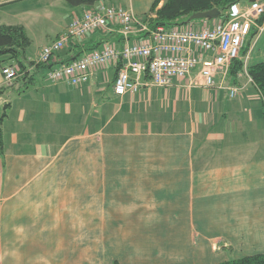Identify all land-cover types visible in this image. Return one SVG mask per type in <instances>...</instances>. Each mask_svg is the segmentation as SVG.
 <instances>
[{
	"label": "crops",
	"instance_id": "1",
	"mask_svg": "<svg viewBox=\"0 0 264 264\" xmlns=\"http://www.w3.org/2000/svg\"><path fill=\"white\" fill-rule=\"evenodd\" d=\"M155 1L104 4L145 17ZM96 6L0 0V25L24 26L38 43L27 59L38 63ZM33 22L48 31L32 36ZM123 44L110 31L72 39L45 70L28 64L11 85L2 70L18 64L0 58V264H220L264 254V102L247 72L264 61V26L241 58L245 70L219 71L212 88L174 79L118 96L114 64L82 87L48 81L49 68Z\"/></svg>",
	"mask_w": 264,
	"mask_h": 264
},
{
	"label": "built area",
	"instance_id": "2",
	"mask_svg": "<svg viewBox=\"0 0 264 264\" xmlns=\"http://www.w3.org/2000/svg\"><path fill=\"white\" fill-rule=\"evenodd\" d=\"M262 17L263 2L239 1L231 6L226 19L212 28L159 26L153 29L150 20L154 15L139 17L132 9L102 3L74 17L67 31L43 48L38 63L49 64L72 39L110 31L122 36V48L109 45L70 63L49 68L48 81L53 84L66 81L73 87H82L90 82L96 68L114 64L119 65L114 80V92L118 96L137 93L143 86L168 88L174 79H189L191 87L212 88L216 86L219 71L230 69L240 59L252 32L262 29ZM135 36L143 37V41H132ZM2 74L8 85L21 75L19 69L10 66ZM237 93V89L231 90L232 97Z\"/></svg>",
	"mask_w": 264,
	"mask_h": 264
},
{
	"label": "trees",
	"instance_id": "3",
	"mask_svg": "<svg viewBox=\"0 0 264 264\" xmlns=\"http://www.w3.org/2000/svg\"><path fill=\"white\" fill-rule=\"evenodd\" d=\"M122 0H64L65 5L70 9L78 7H93L97 4L115 2ZM162 0H156L151 8V13L156 15L154 20H150L151 28L155 29L159 26L166 28L184 26L186 22L196 13H203L213 9L222 11L221 19H226L231 6L239 1L250 0H166L160 7ZM264 21V18L261 22ZM258 32H252V39ZM250 36V37H251ZM251 39V40H252ZM248 42V41H247ZM247 44V43H246ZM243 47L241 56H246L249 47ZM250 44V43H249ZM32 45V40L22 25H0V58L10 57L18 64L21 75L27 71L26 64L37 65L41 71L47 68L46 64L29 62L27 52ZM242 58V57H241ZM235 60L230 66L231 75L237 76L245 70L244 61L242 59ZM249 77L262 95L264 102V61L255 64L247 70ZM9 106V105H8ZM1 119L3 120L7 114L6 109ZM220 264H264V254L253 255L241 258L239 260H231Z\"/></svg>",
	"mask_w": 264,
	"mask_h": 264
},
{
	"label": "rangeland",
	"instance_id": "4",
	"mask_svg": "<svg viewBox=\"0 0 264 264\" xmlns=\"http://www.w3.org/2000/svg\"><path fill=\"white\" fill-rule=\"evenodd\" d=\"M258 1H259V0H258ZM263 3H264V2H263ZM149 15H154L155 18H156V15H155V14L150 13ZM145 17H147V16H145ZM155 18H154V19H155ZM263 18H264V17H262V19H263ZM154 19H153V20H154ZM222 20H223V19H222ZM222 20H221V21H222ZM198 21H201V20H195V21H192V23L185 24L184 26H185V27H187V26H188V27L195 26L194 23H195V22H198ZM261 21H262V20H261ZM261 21H260V24H261V26L263 27V26H264V21H263V22H261ZM216 23H218V21H217ZM30 26H31L30 33H31L32 36L42 35V33L48 31V28H46L45 26L42 27L40 23H36V22L34 23V22H33V23H30ZM194 28H195V27H194ZM255 31H256V30H255ZM255 31H254V32H255ZM260 31H261V30H260ZM260 31H259L258 33H260ZM251 39H252V36L249 37V39L247 40L248 42L246 41L247 44H246V43H245V44L247 45V47H249V46L252 45V44H249V43H251L252 40H253V39H252V40H251ZM37 44H38V43L35 42V44H33V46L29 48V51H28L29 54H30L31 52H33V53L36 52V49L38 48V45H37ZM242 50H243V49H242ZM241 53H242V51H241ZM240 56H241V55H240ZM26 66L28 67V64H26ZM229 70H230V69L224 70V73H228ZM2 107L4 108V104H3V106H1V108H2Z\"/></svg>",
	"mask_w": 264,
	"mask_h": 264
},
{
	"label": "water",
	"instance_id": "5",
	"mask_svg": "<svg viewBox=\"0 0 264 264\" xmlns=\"http://www.w3.org/2000/svg\"><path fill=\"white\" fill-rule=\"evenodd\" d=\"M250 1L254 2L256 0H250ZM221 16H222V11L218 9H213L207 12L194 14L192 17H190V19L186 22V24H189L190 22L195 20H216L221 18Z\"/></svg>",
	"mask_w": 264,
	"mask_h": 264
}]
</instances>
